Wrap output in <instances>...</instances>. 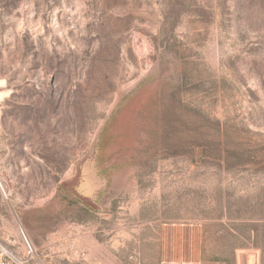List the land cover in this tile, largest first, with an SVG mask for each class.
<instances>
[{
    "label": "rangeland",
    "instance_id": "1",
    "mask_svg": "<svg viewBox=\"0 0 264 264\" xmlns=\"http://www.w3.org/2000/svg\"><path fill=\"white\" fill-rule=\"evenodd\" d=\"M42 264H264V0H0V241Z\"/></svg>",
    "mask_w": 264,
    "mask_h": 264
},
{
    "label": "built area",
    "instance_id": "2",
    "mask_svg": "<svg viewBox=\"0 0 264 264\" xmlns=\"http://www.w3.org/2000/svg\"><path fill=\"white\" fill-rule=\"evenodd\" d=\"M23 249H14L0 241V264H42L22 233Z\"/></svg>",
    "mask_w": 264,
    "mask_h": 264
}]
</instances>
